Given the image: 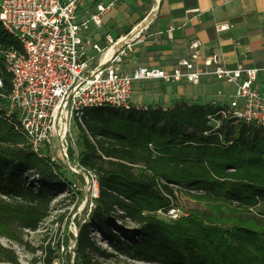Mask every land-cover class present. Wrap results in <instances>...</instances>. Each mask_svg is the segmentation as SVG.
I'll return each mask as SVG.
<instances>
[{
	"label": "trees",
	"instance_id": "obj_1",
	"mask_svg": "<svg viewBox=\"0 0 264 264\" xmlns=\"http://www.w3.org/2000/svg\"><path fill=\"white\" fill-rule=\"evenodd\" d=\"M12 48L21 49L0 22L4 94L11 90L4 54ZM217 111L209 103L179 102L84 112L75 124V160L95 176L97 195L90 222L76 221L73 264H264V213L251 210L264 203V129ZM3 113L0 108V235L21 243L15 229L36 230L49 215V184L66 180L60 166L29 149L16 119ZM27 173L38 178L36 187ZM171 184L192 191L206 210L173 222L156 217L153 211L175 197ZM115 219L134 226L113 228ZM91 227L101 230L110 250L90 235ZM61 242L68 252V237ZM50 260L49 252L45 261ZM0 262L17 263L14 251L1 243Z\"/></svg>",
	"mask_w": 264,
	"mask_h": 264
},
{
	"label": "built area",
	"instance_id": "obj_2",
	"mask_svg": "<svg viewBox=\"0 0 264 264\" xmlns=\"http://www.w3.org/2000/svg\"><path fill=\"white\" fill-rule=\"evenodd\" d=\"M83 1L0 0V22L21 47L4 54L3 64L10 74L11 90L8 94L0 91V100L5 102L3 115L16 119L26 145L38 157L48 156L53 163L56 159L65 160L70 168L78 166L67 155L72 145L71 120L75 124L81 121L89 108L132 107L135 80L185 79L197 84L203 74H212L234 87L226 104L213 103L218 107L217 113L264 129V65L228 67L212 54L202 60L203 66L211 69L198 70L194 61L198 58L200 42L194 39L188 45V56L180 58L170 71L143 64L125 71L121 63L149 22L134 35L132 31L138 23L124 35L105 34L101 43L86 30L100 26L103 15L120 0H97L91 11L77 19L78 7ZM216 28L225 30L228 25ZM215 123L218 126L219 121ZM52 137L58 140L60 158L57 154L51 155L50 149L56 148L50 144ZM167 211L170 217L176 216L175 208ZM69 250L74 256L73 241Z\"/></svg>",
	"mask_w": 264,
	"mask_h": 264
},
{
	"label": "crops",
	"instance_id": "obj_3",
	"mask_svg": "<svg viewBox=\"0 0 264 264\" xmlns=\"http://www.w3.org/2000/svg\"><path fill=\"white\" fill-rule=\"evenodd\" d=\"M93 1L97 0L83 1L77 19L93 9ZM141 3L131 7L137 10ZM122 4L116 8L120 9ZM151 11L154 12L152 18L132 42L121 63L125 71L142 64L170 71L180 58L188 56V45L194 39L200 42L198 58L194 61L198 70L211 69L203 66L202 60L212 54L228 67L264 65V0H148L136 20L127 22L115 12L104 22L101 19L100 26H90L95 29L92 37L103 42L105 34L124 35ZM115 22L124 25L112 26ZM221 24H227L228 28L218 30L216 26ZM124 62L128 63V69L124 68ZM233 90L232 84L217 80L209 73L203 74L197 84L185 79L140 80L132 85L131 104L161 108L179 102L222 105L229 101Z\"/></svg>",
	"mask_w": 264,
	"mask_h": 264
},
{
	"label": "rangeland",
	"instance_id": "obj_4",
	"mask_svg": "<svg viewBox=\"0 0 264 264\" xmlns=\"http://www.w3.org/2000/svg\"><path fill=\"white\" fill-rule=\"evenodd\" d=\"M87 0H85V3ZM142 2V3H141ZM123 3L120 9L116 7L118 4ZM141 3L139 9L135 10L131 7H138ZM142 0H120L117 2L116 6L110 14L103 17V22L109 16H114L115 12H118L121 17L127 22H131L136 20L142 12L141 8L144 4H147ZM94 5V1H93ZM81 7L78 8V11H81ZM141 18V17H140ZM120 26L124 24L118 25L116 22L112 24V26ZM128 25V24H127ZM125 29V26L123 27ZM128 28V26H127ZM126 28V29H127ZM95 29L90 28L86 30V33H93ZM94 35V34H93ZM96 41H98V37H96ZM102 43V41H100ZM123 66L125 69H128V63L124 62ZM140 81V80H135ZM134 81V82H135ZM133 82V83H134ZM0 108L5 109V102L0 100ZM70 138L72 141V145L67 149L68 158L70 156V152H72V157L70 156V161L77 163L75 158L78 151V146L76 144V140L78 137V132L75 126L74 119L70 122ZM50 144L55 145L56 148L50 149L51 155H56L60 158V153L58 151V140L55 137L50 138ZM55 163L61 167V173L63 178L66 180L64 182L59 183H50V208L49 215L43 219L38 228L36 230H27V229H19L16 228L18 235L21 237L22 242H17L9 237L4 235H0V243L8 248H11L15 255L17 256V263H6V264H47L45 261L46 255L50 252L51 260L48 264H73L72 259L73 255L71 254L69 247L74 239H72L71 235H68L66 232L70 234L75 233L77 229L76 221L82 223L89 219V211L93 204V198L97 192V185L95 176L93 174L81 175L76 172L74 169L70 168L65 160L56 159ZM26 180L31 182L33 186H37L39 181L36 175L30 176V173H27ZM70 184L69 187L66 183ZM174 188L175 197L170 199V203L168 206L160 207L153 211V214L168 222H173L180 216H185L192 212L193 210L204 211L206 210V204L203 201L197 200L190 193L192 191H188V189H183L174 184H171ZM0 198H3L0 194ZM175 208V217H170L168 215L169 208ZM160 210V212H158ZM253 212L264 213V203L260 202L256 207L252 208ZM264 215V214H262ZM264 220V219H263ZM92 224V223H91ZM134 226L128 219L121 221L119 219L114 220L113 228H120L123 230L131 229ZM90 235L95 239V241L102 247L107 250L110 248L106 245V239L102 236L101 230L96 227L90 228ZM68 237L69 246L68 252L66 249L63 250L62 247V238ZM57 242H59V247ZM26 243V244H25ZM68 253H70V258L68 257ZM99 260L103 261V258H99ZM109 262V261H106ZM3 264V263H0ZM133 264H158L154 262H145V261H135Z\"/></svg>",
	"mask_w": 264,
	"mask_h": 264
},
{
	"label": "bare ground",
	"instance_id": "obj_5",
	"mask_svg": "<svg viewBox=\"0 0 264 264\" xmlns=\"http://www.w3.org/2000/svg\"><path fill=\"white\" fill-rule=\"evenodd\" d=\"M153 13L154 12L151 11L150 13H148V15L143 20H141L140 22H138V24L135 26V28L132 31V35H134L135 33H137L140 30V28L143 27L148 22V20L151 17V14H153ZM72 169H74L76 172L80 173L81 175H85V173H86L83 169H81L78 166H72Z\"/></svg>",
	"mask_w": 264,
	"mask_h": 264
},
{
	"label": "water",
	"instance_id": "obj_6",
	"mask_svg": "<svg viewBox=\"0 0 264 264\" xmlns=\"http://www.w3.org/2000/svg\"><path fill=\"white\" fill-rule=\"evenodd\" d=\"M147 15H148V14H147ZM147 15H146V16H147ZM146 16H145V17H146ZM152 16H153V14H151L150 19L152 18ZM145 17H144V18H145ZM144 18H143V19H144ZM143 19H142V20H143ZM150 19H149V20H150ZM149 20H148V22H149ZM148 22H147V23H148ZM76 234H77V229L75 230V233H74L73 247H74V244H75V236H76Z\"/></svg>",
	"mask_w": 264,
	"mask_h": 264
}]
</instances>
